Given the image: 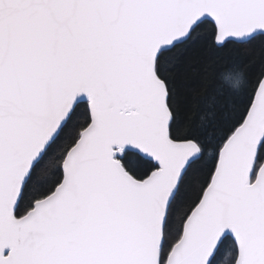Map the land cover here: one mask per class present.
<instances>
[{"label":"snow or ice","instance_id":"6c2138e0","mask_svg":"<svg viewBox=\"0 0 264 264\" xmlns=\"http://www.w3.org/2000/svg\"><path fill=\"white\" fill-rule=\"evenodd\" d=\"M225 249L264 264V0H0V264Z\"/></svg>","mask_w":264,"mask_h":264},{"label":"trees","instance_id":"16d2710c","mask_svg":"<svg viewBox=\"0 0 264 264\" xmlns=\"http://www.w3.org/2000/svg\"><path fill=\"white\" fill-rule=\"evenodd\" d=\"M236 69H234L231 65L229 66H225L223 68H219L215 71L214 76H215V80L217 83H219L222 87H224L226 90L230 88V86L233 85V78H231L227 72L230 71H235ZM225 74V75H224ZM224 76V79H223ZM228 251L230 253V257L231 258H224L223 260H220V264H232V254L230 249H225V251ZM224 251V252H225ZM224 252L222 253V256L224 254Z\"/></svg>","mask_w":264,"mask_h":264},{"label":"clouds","instance_id":"9594fccd","mask_svg":"<svg viewBox=\"0 0 264 264\" xmlns=\"http://www.w3.org/2000/svg\"><path fill=\"white\" fill-rule=\"evenodd\" d=\"M229 76L231 75L230 73L228 74ZM231 258L230 257V253L226 250L225 252H224V254H223V256L221 257V259L223 260L224 258Z\"/></svg>","mask_w":264,"mask_h":264}]
</instances>
